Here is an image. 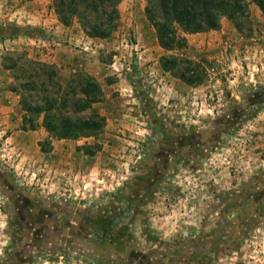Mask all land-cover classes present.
I'll return each instance as SVG.
<instances>
[{"label": "rangeland", "instance_id": "rangeland-1", "mask_svg": "<svg viewBox=\"0 0 264 264\" xmlns=\"http://www.w3.org/2000/svg\"><path fill=\"white\" fill-rule=\"evenodd\" d=\"M247 2L165 51L146 0H122L106 39L64 26L53 0H0V264H264V14ZM14 50L93 77L102 132L23 129ZM162 56L201 63L202 83Z\"/></svg>", "mask_w": 264, "mask_h": 264}, {"label": "trees", "instance_id": "trees-1", "mask_svg": "<svg viewBox=\"0 0 264 264\" xmlns=\"http://www.w3.org/2000/svg\"><path fill=\"white\" fill-rule=\"evenodd\" d=\"M122 0H53L59 21L66 27L78 23L85 35L106 39L120 21ZM264 14V0H253ZM247 0H146L145 14L156 32L158 44L165 51L187 47L179 33L194 34L216 30L222 17L237 21L245 17ZM3 68L12 72L17 83L11 91L20 97L23 129H35L38 120L53 138L81 139L98 136L105 117L91 112L102 100L100 84L80 73L64 80L54 64L29 57L14 50L3 57ZM161 66L189 85L202 83L206 69L199 62L178 56H162ZM25 80V82H21ZM85 152L92 155L88 147Z\"/></svg>", "mask_w": 264, "mask_h": 264}]
</instances>
